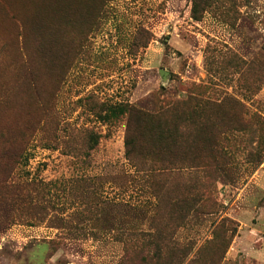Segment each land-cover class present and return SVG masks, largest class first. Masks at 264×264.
<instances>
[{"label":"rangeland","instance_id":"rangeland-1","mask_svg":"<svg viewBox=\"0 0 264 264\" xmlns=\"http://www.w3.org/2000/svg\"><path fill=\"white\" fill-rule=\"evenodd\" d=\"M67 1L0 0V264H264V0Z\"/></svg>","mask_w":264,"mask_h":264},{"label":"trees","instance_id":"trees-1","mask_svg":"<svg viewBox=\"0 0 264 264\" xmlns=\"http://www.w3.org/2000/svg\"><path fill=\"white\" fill-rule=\"evenodd\" d=\"M71 3L74 4V1L76 0H69ZM80 1V0H78ZM83 1V0H82ZM207 0H192V4H191V17L193 19L199 20L200 16H201V12L204 10L205 5ZM67 0H47V4L50 3L51 6H48L47 8H43L40 10V13H45L46 14H51V15H56L60 21L58 22H53V23H49V26L47 28L51 29L52 31H54V33H59L62 30V34L65 32H67L68 27L65 25V22L68 20L67 18V13H72L74 11V8H72V6H70ZM77 2V1H76ZM67 14V15H66ZM63 18V24L61 25V30H60V23H61V18ZM74 21V20H73ZM44 29V25H42V30ZM42 32V31H41ZM62 38L61 40V48L63 49V47H67V41H66V37ZM56 47L55 48H59L60 49V42H54ZM65 59H66V55H65ZM131 111L134 110L133 106H130L129 108ZM154 110H149L146 108H142V112L146 117H156L157 115H160L164 110L165 107L163 106V102H159L154 104Z\"/></svg>","mask_w":264,"mask_h":264},{"label":"water","instance_id":"water-1","mask_svg":"<svg viewBox=\"0 0 264 264\" xmlns=\"http://www.w3.org/2000/svg\"><path fill=\"white\" fill-rule=\"evenodd\" d=\"M160 73H161L162 75H165V74H167V71H165V70H160Z\"/></svg>","mask_w":264,"mask_h":264}]
</instances>
